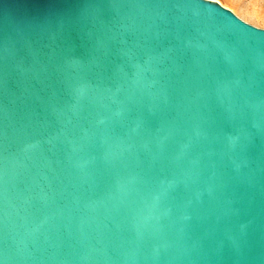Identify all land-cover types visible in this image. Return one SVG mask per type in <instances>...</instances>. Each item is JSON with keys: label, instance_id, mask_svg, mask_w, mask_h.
<instances>
[{"label": "water", "instance_id": "1", "mask_svg": "<svg viewBox=\"0 0 264 264\" xmlns=\"http://www.w3.org/2000/svg\"><path fill=\"white\" fill-rule=\"evenodd\" d=\"M0 264H264V29L0 0Z\"/></svg>", "mask_w": 264, "mask_h": 264}, {"label": "rangeland", "instance_id": "2", "mask_svg": "<svg viewBox=\"0 0 264 264\" xmlns=\"http://www.w3.org/2000/svg\"><path fill=\"white\" fill-rule=\"evenodd\" d=\"M231 10L245 22L264 29V0H211Z\"/></svg>", "mask_w": 264, "mask_h": 264}]
</instances>
